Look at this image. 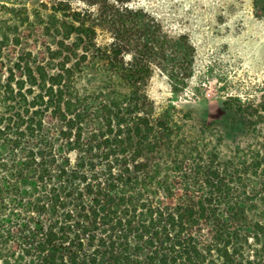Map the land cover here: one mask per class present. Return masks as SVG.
Returning a JSON list of instances; mask_svg holds the SVG:
<instances>
[{
  "label": "trees",
  "instance_id": "1",
  "mask_svg": "<svg viewBox=\"0 0 264 264\" xmlns=\"http://www.w3.org/2000/svg\"><path fill=\"white\" fill-rule=\"evenodd\" d=\"M133 1L0 0V264H264V97L223 157L175 104L195 46Z\"/></svg>",
  "mask_w": 264,
  "mask_h": 264
},
{
  "label": "rangeland",
  "instance_id": "2",
  "mask_svg": "<svg viewBox=\"0 0 264 264\" xmlns=\"http://www.w3.org/2000/svg\"><path fill=\"white\" fill-rule=\"evenodd\" d=\"M132 6L152 15L168 34L189 37L196 49L194 77L175 104L192 114V128L204 120L215 123L211 132L222 140L221 155L234 156L238 144L246 147L247 136L230 125L223 103L238 98L252 105L264 97V18L256 17L253 0H134ZM108 41L100 32L99 42ZM148 92L158 106L172 97L169 80L159 72Z\"/></svg>",
  "mask_w": 264,
  "mask_h": 264
}]
</instances>
